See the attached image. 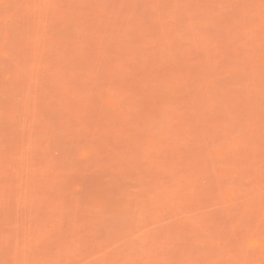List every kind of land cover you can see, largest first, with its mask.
Wrapping results in <instances>:
<instances>
[{
	"label": "rangeland",
	"instance_id": "374dc122",
	"mask_svg": "<svg viewBox=\"0 0 264 264\" xmlns=\"http://www.w3.org/2000/svg\"><path fill=\"white\" fill-rule=\"evenodd\" d=\"M0 264H264V0H0Z\"/></svg>",
	"mask_w": 264,
	"mask_h": 264
}]
</instances>
